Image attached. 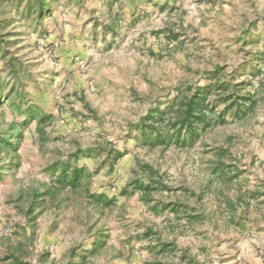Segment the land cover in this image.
Returning <instances> with one entry per match:
<instances>
[{
	"label": "rangeland",
	"instance_id": "1",
	"mask_svg": "<svg viewBox=\"0 0 264 264\" xmlns=\"http://www.w3.org/2000/svg\"><path fill=\"white\" fill-rule=\"evenodd\" d=\"M27 2L0 0V264H264V0ZM215 67L254 109L147 144L139 120Z\"/></svg>",
	"mask_w": 264,
	"mask_h": 264
},
{
	"label": "trees",
	"instance_id": "2",
	"mask_svg": "<svg viewBox=\"0 0 264 264\" xmlns=\"http://www.w3.org/2000/svg\"><path fill=\"white\" fill-rule=\"evenodd\" d=\"M32 5L36 6V11L40 16L44 11L49 12L50 0H28L27 6L30 7ZM11 68L14 71L16 70L13 62ZM219 69L221 67L204 71L203 75L207 81L203 85H196L193 88L191 87L192 85H187L184 91H180L164 108L153 109L139 120L137 127L147 144L150 146L160 145L167 147L174 145L176 147H186L193 143L201 131L217 123H223V115L227 110H233L237 118H242L254 109L257 103L254 93L250 91L241 93L240 83L220 82L216 76ZM241 84H243L242 81ZM1 92L0 83V94ZM8 95L9 91L6 96L3 95V99ZM218 102H222L224 107L217 112ZM1 103L2 99H0ZM25 113L27 116L25 120L35 115L31 111L30 106L27 107ZM41 118L43 119L44 117L42 116ZM19 130L17 127L13 128L11 132L15 131L18 134ZM11 132L0 138V145L4 148L12 145L8 141ZM88 152L90 150H78L75 156H78L79 153L88 155ZM220 154L224 155V153ZM121 155L122 153L117 151L113 160H117ZM219 164L223 165L221 159ZM54 166L56 165L54 164ZM58 166L60 168L58 174L54 177L55 181H66L69 185L76 186L82 175L81 168L70 166L68 162L60 163ZM134 187L145 193L151 190L149 184L140 182H136ZM90 198L96 203L104 205L110 203V199L104 194H92Z\"/></svg>",
	"mask_w": 264,
	"mask_h": 264
}]
</instances>
